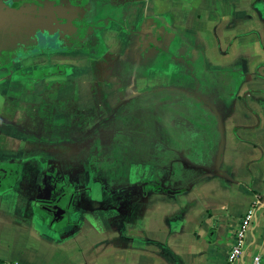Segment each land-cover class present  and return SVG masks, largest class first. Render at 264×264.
Returning <instances> with one entry per match:
<instances>
[{
    "label": "crops",
    "instance_id": "obj_1",
    "mask_svg": "<svg viewBox=\"0 0 264 264\" xmlns=\"http://www.w3.org/2000/svg\"><path fill=\"white\" fill-rule=\"evenodd\" d=\"M80 1L99 44L87 54L105 60L113 50L118 70L106 83L112 109H87L111 119L98 121L96 134L114 125L103 153L113 167L97 154L100 135L70 139L77 145L69 152L63 142L25 143L19 159L3 158L1 165L19 168L0 190V264H254L257 256L264 264V0ZM74 53L41 50L32 69L50 73L18 80L35 86L57 78L59 57ZM66 90V103L76 101ZM7 104L15 116L20 105ZM32 110L24 117L38 124ZM140 110L146 141L123 139L136 132ZM73 113L66 106L61 117L73 124L83 116ZM8 149L15 147L0 145ZM49 161L62 168L66 186L55 180L45 195ZM257 205L245 253L230 262L240 220Z\"/></svg>",
    "mask_w": 264,
    "mask_h": 264
},
{
    "label": "rangeland",
    "instance_id": "obj_2",
    "mask_svg": "<svg viewBox=\"0 0 264 264\" xmlns=\"http://www.w3.org/2000/svg\"><path fill=\"white\" fill-rule=\"evenodd\" d=\"M47 15L46 13H43V17ZM43 19V18H42ZM9 23V24H13ZM8 24V23H5ZM30 24V23H29ZM28 24V25H29ZM26 26V24L22 25ZM3 41H0V47L3 45ZM15 44V43H13ZM30 44V43H29ZM43 45V46H42ZM12 44L4 45L3 48H10ZM20 46V47H19ZM30 50L27 54L23 55L24 51H26L27 47H24L23 44H19L16 49H11L3 52V56L0 55V91L2 89H5L6 98L3 101V104L0 105V121L3 123L9 122L10 126L4 125L3 127V136H0V145H4V143H8V146L15 147V149L12 150H0V171H4V176L0 180V190L3 188H6L13 184L15 180V174L18 172L19 166L11 164V163H4V165H1L3 158L9 157L10 158H16L19 159L21 157V149H23L25 143H32V142H43L45 144H55L60 143L67 144L64 147L65 151H70L72 147H76L75 145H70V142L67 143L70 139L73 140L78 137H86L92 138V139H99L100 136L104 138L105 142L101 145V148H97V154L99 155V158L104 156L103 153L106 149L109 147V141L114 139L113 130L112 127L109 126V124L105 125L104 128L102 127L101 134H96V131H98V126H100L97 122L98 121H104L107 118H97L94 116L90 117L92 112L90 110V113L87 111L89 105L94 103L93 106L90 107H96L95 110H108L112 109L113 102H108V96L111 95L113 91V87L110 85H106L107 81H112L114 78V75L118 72V70L114 69L115 59L113 56V50L110 55L106 54V59L101 60V55L98 57L89 56L86 52V47H74L72 49L75 53L72 57L75 58H67V57H59L57 65L59 67H62L65 70L64 73H58L57 78L50 77L47 78V80L41 81L40 85L36 84L35 86L32 85L31 82L25 83L26 86H24V82H22V79L18 80V78H38V76H41V73L47 72L50 73L51 68H45L46 66H43V68H33V63H37L32 59V55L35 53H38V50H44V49H51V50H58V52H61L63 48L62 43L57 41H47L41 44V48L34 49L31 46H34V44H30ZM104 46H101L99 48H103ZM78 48V49H77ZM103 52V51H102ZM44 56L42 57V62H45ZM50 58H54V56H49ZM57 61V59H56ZM68 61H72L75 63L73 66ZM69 64H68V63ZM60 74V75H59ZM43 75V74H42ZM54 75V76H56ZM44 76V75H43ZM74 79V85L72 87L70 85L65 86L66 82H64L65 78ZM62 79V80H60ZM106 81V82H103ZM55 83L62 84L61 87H58ZM71 82H69L70 84ZM79 83V84H78ZM105 83V84H102ZM74 90V94L76 96V101L66 103V100H69L70 94L66 93V89ZM61 89V90H60ZM40 92V93H38ZM85 93L90 94L88 101H84ZM24 94V95H22ZM40 94V95H39ZM4 95V96H5ZM22 95V96H17ZM56 95V96H55ZM105 95L106 97H103ZM9 98H8V97ZM9 99L7 102L6 100ZM11 99V100H10ZM35 99L36 102H33L32 100ZM82 100L84 102H82ZM2 101H0L1 103ZM14 103L18 106V109L15 116L11 115L10 112H7L6 106H8L7 103ZM6 104V106H5ZM159 104V103H156ZM137 105H141L137 103ZM68 107L71 109L74 113L78 114L77 116H80V114H83L81 117H73V124L72 122H68L64 117H61L65 112V107ZM100 106V109H98ZM36 108V114L38 121V124L32 123V117L25 115H31L34 116V110ZM158 108V107H157ZM139 109H144V107H140ZM156 109V107H155ZM145 110V109H144ZM144 110H140L139 112L142 116H139L137 119L136 124V132L134 133H125L124 138L126 140H133L136 142H145L146 141V133L144 132L145 127V117H144ZM80 111H87L81 113ZM72 114V115H73ZM54 115L56 116V119L58 121V124H56V127H51L50 124V117ZM41 116V117H40ZM12 117V118H11ZM41 119V122L39 121ZM66 119V120H65ZM108 118L107 120H109ZM111 120V119H110ZM101 122V124H102ZM106 122V121H105ZM105 124V123H103ZM68 127V130L66 132V127ZM90 127L92 132L95 130L94 134H86V133H77L74 132L77 129H84V127ZM137 130H142L143 132H137ZM105 131V133H104ZM73 133V134H72ZM100 135V136H99ZM17 144L21 146V148H17ZM69 144V145H68ZM106 145V147L104 146ZM6 146V145H5ZM19 146V147H20ZM33 146V145H32ZM67 147V148H66ZM73 148V149H74ZM103 148V149H102ZM6 149V148H5ZM105 149V150H104ZM1 151H6V153H2ZM41 151L42 154L47 153V148L42 147ZM76 151V150H75ZM112 152V151H111ZM66 153V152H65ZM84 153V152H83ZM111 156V155H110ZM44 157V155L42 156ZM107 161L109 162L108 168L111 170L113 167L112 159L109 157V154H106L104 156ZM55 160V159H54ZM57 162V160H56ZM54 162H48V164H45L43 168V173L46 175V180H44L42 184L43 192H50L51 190H54V186L52 182L49 181L50 174L53 170H57L58 173V179L60 178L59 182L61 183V186H66V182L64 181L63 176V170H61V167H54ZM100 168V167H99ZM42 174V172H40ZM63 179V180H62ZM48 195V194H46Z\"/></svg>",
    "mask_w": 264,
    "mask_h": 264
},
{
    "label": "flooded vegetation",
    "instance_id": "obj_3",
    "mask_svg": "<svg viewBox=\"0 0 264 264\" xmlns=\"http://www.w3.org/2000/svg\"><path fill=\"white\" fill-rule=\"evenodd\" d=\"M17 1L21 0H0V41H3L0 55L3 56L4 51L16 49L19 44L27 47L23 55H28L27 53L31 51L30 44H34L31 47L37 49L47 41L61 42L62 50L86 47L88 51L99 46L97 39L93 35L91 36L80 0H27L16 14L7 16L2 13ZM43 13L47 15L43 17ZM12 22L14 23L9 24ZM24 24L26 26H22ZM5 44L8 46L12 44V46L8 49L3 48ZM40 51L38 50V52ZM57 70V73H64L66 69L58 68ZM46 74L48 73L46 72ZM56 172L58 173L55 170L50 174L49 181L52 183L55 180H60ZM3 176L4 171L1 170L0 180ZM51 185L53 186V184ZM48 193L46 192L45 195ZM54 205L56 203L53 202L50 207Z\"/></svg>",
    "mask_w": 264,
    "mask_h": 264
},
{
    "label": "built area",
    "instance_id": "obj_4",
    "mask_svg": "<svg viewBox=\"0 0 264 264\" xmlns=\"http://www.w3.org/2000/svg\"><path fill=\"white\" fill-rule=\"evenodd\" d=\"M258 205L252 206L241 218L238 229L235 233V242L229 254V261L235 262L240 259L245 253L247 246V234L257 217ZM261 258L257 256L254 264H260Z\"/></svg>",
    "mask_w": 264,
    "mask_h": 264
},
{
    "label": "water",
    "instance_id": "obj_5",
    "mask_svg": "<svg viewBox=\"0 0 264 264\" xmlns=\"http://www.w3.org/2000/svg\"><path fill=\"white\" fill-rule=\"evenodd\" d=\"M27 0H21V1H17L13 6L8 7L7 10L2 11V13L4 15H14L18 12V10H20L21 6L24 4V2H26Z\"/></svg>",
    "mask_w": 264,
    "mask_h": 264
},
{
    "label": "trees",
    "instance_id": "obj_6",
    "mask_svg": "<svg viewBox=\"0 0 264 264\" xmlns=\"http://www.w3.org/2000/svg\"><path fill=\"white\" fill-rule=\"evenodd\" d=\"M56 70V71H55ZM53 71L57 72L58 70L57 69H53Z\"/></svg>",
    "mask_w": 264,
    "mask_h": 264
}]
</instances>
